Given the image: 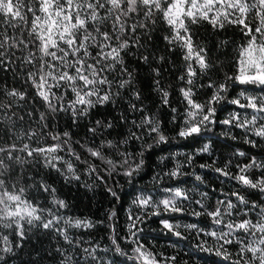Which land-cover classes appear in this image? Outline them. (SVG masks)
<instances>
[{
  "label": "trees",
  "instance_id": "16d2710c",
  "mask_svg": "<svg viewBox=\"0 0 264 264\" xmlns=\"http://www.w3.org/2000/svg\"><path fill=\"white\" fill-rule=\"evenodd\" d=\"M242 2L254 4L257 0ZM14 3L21 5L19 10L25 19L5 17L0 13V43L4 44L0 48L4 60V66H0V147L15 144L20 149L27 144L34 149L59 143L61 148L51 154L60 158L53 160L56 167L46 165L48 157L44 154L34 153L33 157H28L26 152H15L14 155L20 156L24 163L16 164L5 179L9 191H13L12 185L16 190L25 189L23 198L37 206L42 219H51L53 214L62 217L56 227L64 229L71 242L66 241L59 232L43 229L37 222L36 226L24 225L25 238L22 246L16 247L21 243L19 237L12 229L0 227V236L9 237L8 244L0 239V249H13L8 253L0 251V256H3L0 264H144V261L136 259V240L155 257L157 264H244L245 261L259 264L251 252L245 251L241 259L240 250L245 245L264 248V244L259 243L264 239V233L252 230L255 234L249 235L234 231L228 237L233 242L224 245L229 253L227 259L214 251L223 241L206 234L228 231L225 227L228 222L235 223L241 219H249L254 224L264 222L260 215L264 207V192L245 187L233 179L240 167L253 163V160L256 166L248 168L246 174L253 181L264 177V137L255 135V130L264 125V113L231 103L239 99L241 104H246L248 97H264V86L240 84L228 79L238 74L242 52L248 46L244 26L229 23L228 20L243 19L254 30L260 26L258 9L241 14L238 10L217 5L209 16L228 11V20L221 18L220 21L224 23L223 28L218 25L213 27L209 20L199 19L191 23L184 18L194 49H204L208 67L203 71L194 59H184L187 49L181 47L180 41L165 39L175 33L159 13L151 19H146L142 13L131 14L128 24L147 25L146 28H138L135 34H122V39H129L130 46L121 55L131 78L121 74L117 67L108 74V78L114 81L111 86L112 102L96 104L87 115L73 118L70 110L52 112L36 95L37 89L28 79V73L39 68L42 53L35 35H29L34 16L28 8L38 9V3L37 0H14ZM35 15L41 17L38 24H42L44 13L37 10ZM89 30H92L91 25ZM106 30H110V23L106 25ZM179 31L185 35L182 29ZM255 35L260 42V34ZM5 37L9 39L5 41ZM29 59L32 63L27 62ZM44 60H51V57H44ZM88 62L92 63V60L89 58ZM189 65L197 72L192 77V85L187 84ZM126 79H130V83L119 88V82ZM221 83L227 85V91L222 93L224 98L213 105L216 109L213 122L203 127L199 135L180 137L178 133L189 122L190 111L181 89L191 87L193 100L206 104L216 91L209 84L218 86ZM101 87L107 90V86ZM12 89L24 93V98L8 95ZM160 89L169 94L166 105L162 102ZM53 91L56 96L64 95L61 101L53 99L57 107L59 104L67 107L68 102L75 98L70 90L66 95L65 89L54 88ZM117 92L119 95H116ZM135 92L140 94L138 100L133 95ZM132 104L136 105L137 110L131 108ZM41 113L45 116L44 120L40 119ZM232 114H236L241 122L256 116V123L245 128L223 124L222 121ZM145 115L155 118L166 141L157 142L158 136L149 134L147 125L143 128L136 126ZM96 121L104 124L110 122L112 127L97 126ZM91 128H96L95 134L89 131ZM65 132L69 133L67 138L63 136ZM132 133L142 138L133 139ZM57 134L61 136L60 141L52 139ZM64 139H67V144H63ZM107 141H112V146H108ZM206 145L208 150L202 151ZM89 148L99 150L101 157L91 156ZM126 156L128 163L124 164ZM107 161H112V164ZM141 161L140 168L131 177L124 175L129 167L134 168ZM68 164L72 165L71 171ZM217 168L224 169L229 175L216 172ZM177 169V176L169 175ZM197 176L201 179L197 180ZM41 182L50 185L55 192H43ZM169 188H180L186 193L187 198H176L177 206L183 211L164 212L161 206L160 215H147L142 223L137 224L140 231L133 237L129 230L132 223L130 216L144 217L146 213L154 211L150 207L133 204V200L138 196L150 195L158 202L170 198L171 194L164 191ZM233 192L244 196L247 204H240L231 195ZM53 198L63 200L66 207L53 205ZM229 199L237 207L230 210L229 215L223 212L226 204L219 205L223 212L220 225H216L213 218L206 214L193 215L194 211L211 212L218 206V201L227 202ZM196 201L201 203L197 204ZM254 203L260 207L252 208ZM69 218L73 221L88 220L93 226L69 227L65 223ZM161 220H168L181 236L165 229ZM188 225H196V228ZM239 241H243V244ZM117 245L122 250L120 253L115 251ZM197 245L213 251H201ZM259 254L257 252L255 256ZM171 257H175V260H171Z\"/></svg>",
  "mask_w": 264,
  "mask_h": 264
},
{
  "label": "snow or ice",
  "instance_id": "6c2138e0",
  "mask_svg": "<svg viewBox=\"0 0 264 264\" xmlns=\"http://www.w3.org/2000/svg\"><path fill=\"white\" fill-rule=\"evenodd\" d=\"M38 9L28 8L29 12L33 13L34 19L31 22V31L29 35H35V41H39V50L42 53L41 63L39 68L35 72L28 73V79L32 81L36 87V95L45 102L52 112L56 111H71L73 118L78 116L87 115L90 108L96 104H105L112 102L113 93L111 92V86L113 80L108 78V74L119 67L121 74H127L131 78V73H128L127 68L123 65V57L121 52L128 48L129 39H122V34L131 32L135 34L138 28H146L144 23L128 24V20L131 18V14L142 13L146 19H151L154 14L159 13L161 18L174 29V35L172 37H165L171 41H180L181 47L187 49L185 60L194 59L195 63L199 66L201 71L208 67L205 60L204 49L201 48L196 51L193 46L192 36L185 25L184 18H188L191 23L198 22L199 19L209 20L213 27L217 25L220 28L224 27V23L220 22L221 18L228 20L229 12H217L215 16L210 17L211 13L217 5L224 6L228 9L238 10L239 13L244 14L252 9H258L257 15L260 19V26L255 27L254 30L243 19L228 20L229 23H239L246 29V35L248 37V48L245 50L248 53V59L246 61V67H240L238 74L232 77H228L229 80H234L240 84H252L264 86V0H257L254 4L242 2V0H203V3H199L198 0H37ZM21 5L14 3V0H0V13L5 17L25 19L20 12ZM45 14V18L42 24H38L41 20L40 16L35 15L36 11ZM110 23V30H106V25ZM155 23V21H153ZM179 25L176 28V25ZM91 25L92 30H89ZM180 29L183 30L185 35L180 34ZM93 32L95 35H93ZM256 33L260 34V42H257ZM55 37V38H54ZM9 38L5 37V41ZM23 43V41H21ZM4 44L0 43V48H3ZM55 49V50H52ZM92 49V51H90ZM93 51L95 55H93ZM59 53V55H58ZM255 53V55H253ZM44 57H51V60L45 61ZM92 60V63L88 62V59ZM145 59H147L145 57ZM58 61L59 63H54ZM28 63H32L29 59ZM242 64L245 62L242 61ZM0 66H4L3 53L0 52ZM251 73V74H250ZM197 72L191 65L187 68V84L192 85V77L196 76ZM185 79V77H181ZM37 80L39 82H37ZM52 81L53 83H50ZM130 83V79L121 80L118 84L119 88H124ZM158 84V82H157ZM101 86H107V90ZM209 87H215L216 91L212 95L211 99L206 104L196 103L193 98V92L191 87L182 88L181 93L187 104L190 106L188 113L189 122H186L184 128L180 130L178 135L180 137H188L199 135L202 128L207 124L213 122L215 115L214 103H219L224 97L223 92L227 91V85L221 83L218 86L209 84ZM65 89V95L67 91L74 95V99L68 102L67 107L63 104H59L57 107L52 101H61L64 99V95L56 96V92L53 89ZM162 92V102L168 104V92L160 89ZM10 96H19L24 98V93L18 92L16 89H12L8 92ZM116 95H119L117 92ZM138 100L140 94L138 92L133 93ZM95 97V99H92ZM232 104L239 105L241 108H251L256 112L264 113V97H248L246 104H241L239 99L232 100ZM82 106V107H78ZM10 107V105H9ZM131 108L136 109V105L132 104ZM141 111L143 109H140ZM175 112V109H172ZM43 113L40 114V119L44 120ZM22 119V118H21ZM256 116H253L251 120L240 121L236 114H232L229 119L222 121L223 124H233L234 126L245 128L247 125L256 123ZM136 125V122H132ZM96 125L104 128H111L112 124L109 122L104 124L102 121H96ZM148 126L149 134L155 133L158 136L157 142L166 141V137L162 134L159 128L158 122L152 116L145 115L141 123L136 125L138 128ZM93 134L96 133V128L89 129ZM30 135H35L31 133ZM133 139H141L142 137L132 133ZM255 135L264 137V125H261L255 130ZM63 136L67 138L68 132L63 133ZM55 141H60L61 136L59 134L52 136ZM252 143V141H246ZM67 139L63 140V144H67ZM108 146H112V141H107ZM103 147V144L101 145ZM61 148V144L57 143L47 148H34L30 149L27 144L23 145V148L17 149L15 144L7 147H0V227L4 229H12L15 235L19 237L21 243L16 244V247L22 246V241L25 238L26 232L24 225L36 226L39 222V226L43 229H52L56 232L64 235V239L69 241V236L64 229L56 227L61 221L62 217L52 215L51 219L44 220L41 215L38 214V208L31 201L23 199L25 189L19 188L16 190L15 185H12L13 191L8 190L7 181L5 179L6 174L10 175L16 164L22 165L24 161L18 155H14L15 152H26L28 157H33L35 154H44L47 158L46 165L56 167L53 160L60 159L59 157L51 156ZM207 145L202 151H207ZM88 152L93 157H101L99 150L88 149ZM243 155V153H241ZM79 159V157H77ZM108 164H112V161H107ZM128 163L127 156L124 159V164ZM143 161L140 164H136L134 168L129 167L124 175L131 177L135 171H137ZM255 161L253 163L244 165L239 168V173L233 177L237 182L253 189H259L264 192V177L253 181L247 175V170L250 167H255ZM91 167V166H90ZM68 169L71 171L72 165L68 164ZM92 171H95L92 168ZM216 172L222 173L225 176L229 175L224 169L217 168ZM179 174V170L169 173L170 176L175 177ZM197 180L201 177L197 176ZM40 188L43 192L54 193L55 189L50 185L43 182L40 183ZM113 196H116L115 192L109 189ZM165 192L170 193V198L161 199L158 202L154 201L152 196H138L133 200V204H138L143 208H152L154 211L146 213L144 217L136 216L130 219L132 223L129 224L130 234L135 237L140 229L137 227L138 223H142L143 219L147 215H160L161 206L164 212H182L183 209L177 206L176 198L186 197V193L180 188L164 189ZM206 195V194H205ZM240 204H247L244 196H241L239 192H233L231 194ZM53 205H58L59 208H65L66 204L63 200L53 198ZM200 204V201H196ZM223 212H228L231 215L232 209L237 206L231 199L225 201H218V206L211 212H193V215L200 216L206 214L213 218V222L216 225L222 224L221 217L223 212L219 205H225ZM260 207L255 203L252 208ZM43 211V210H41ZM51 211V210H48ZM114 216L115 213H112ZM247 215V213H245ZM260 215L264 220V207L261 208ZM69 227H84L90 228L93 226L91 221L88 220H75L71 218L65 221ZM160 223L165 229L172 231L174 235L181 236L179 231H175V227L168 220H161ZM187 227L196 228V225H188ZM225 227L228 231H222L219 234L216 231L208 232L207 235L217 237L218 240H222L223 243L219 248H216L215 254L218 256H224L226 259L229 253L224 249L225 244H231L233 241L229 239L234 231L242 232L244 234L254 235L252 230H258L264 233V222L253 223L249 219H241L238 222H228ZM135 229V231H132ZM203 231L202 229L200 230ZM6 244L9 243V237L7 235L0 236ZM137 247L134 252L137 254L136 259L144 261V264H157L155 257L148 253L142 244L138 240L135 241ZM243 244V241H239ZM115 244V240H113ZM260 244H264V239L259 241ZM201 251L212 252L213 249L204 248L203 245H197ZM12 247H4L0 251L4 253L12 252ZM87 251V249H85ZM117 253L122 250L117 245L115 248ZM241 259L245 251L251 252L259 264H264V248H255L245 245L241 248ZM259 252V256L255 254ZM3 256H0V260ZM171 260H175V257H171ZM238 264V262H237ZM244 264H255L254 261H245Z\"/></svg>",
  "mask_w": 264,
  "mask_h": 264
},
{
  "label": "rangeland",
  "instance_id": "374dc122",
  "mask_svg": "<svg viewBox=\"0 0 264 264\" xmlns=\"http://www.w3.org/2000/svg\"><path fill=\"white\" fill-rule=\"evenodd\" d=\"M199 3H203V0H198ZM225 9V8H224ZM45 15V14H44ZM178 25V24H177ZM257 42L259 43V41L257 40ZM248 48V46L243 50L242 52V58H241V61H240V67H246V61L248 59V53L247 51H245L246 49ZM253 55H255V53H253ZM244 61L245 63L242 64L241 62ZM251 74V73H250ZM23 198V197H22ZM25 199V198H23ZM26 200V199H25ZM38 214H39V211H38Z\"/></svg>",
  "mask_w": 264,
  "mask_h": 264
}]
</instances>
